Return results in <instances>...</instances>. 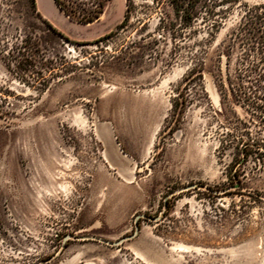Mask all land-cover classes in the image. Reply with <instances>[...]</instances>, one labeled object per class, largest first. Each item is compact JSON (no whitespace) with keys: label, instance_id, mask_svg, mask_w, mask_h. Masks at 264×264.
Wrapping results in <instances>:
<instances>
[{"label":"rangeland","instance_id":"rangeland-1","mask_svg":"<svg viewBox=\"0 0 264 264\" xmlns=\"http://www.w3.org/2000/svg\"><path fill=\"white\" fill-rule=\"evenodd\" d=\"M35 1L83 44L0 0V264H264V0Z\"/></svg>","mask_w":264,"mask_h":264},{"label":"trees","instance_id":"trees-1","mask_svg":"<svg viewBox=\"0 0 264 264\" xmlns=\"http://www.w3.org/2000/svg\"><path fill=\"white\" fill-rule=\"evenodd\" d=\"M27 1L30 7L32 8L33 12L37 16V18L45 26L46 31L50 35L56 37L58 40H63L75 45L83 44L82 42L70 40L61 31H59L56 27H54L47 19H45L37 10L35 0H27ZM53 1L57 6V8L70 20H73L80 24H88L97 21L99 19V17L103 13L105 5L109 0H88L87 2L80 0H53ZM170 5H171V10L173 12V16L176 20H178V24L181 27V29L183 30L189 29L192 25L194 18L196 17L195 7L197 5V0H170ZM126 19H127V14L124 12L123 19L119 24H117L116 28L119 29L121 25L126 21ZM113 33L114 31H109L108 33L94 40V42L97 43L98 41L107 39ZM24 43H27L26 40H24ZM24 47L27 46L25 45ZM29 49L30 48H28V50ZM28 50L27 51L25 50L26 51L25 55L27 57L34 54V52H31L32 54H30ZM46 69L49 70L50 68L48 66H45L44 68L43 66V70ZM237 149L240 152L241 158L245 159L249 153L248 150L251 149H254L264 154V143L260 140L242 141L240 143L239 148Z\"/></svg>","mask_w":264,"mask_h":264},{"label":"crops","instance_id":"crops-1","mask_svg":"<svg viewBox=\"0 0 264 264\" xmlns=\"http://www.w3.org/2000/svg\"><path fill=\"white\" fill-rule=\"evenodd\" d=\"M109 1H112V0H109ZM108 1V2H109ZM51 4H52V8L55 12L54 16L55 18L59 21V22H63V23H66V24H70V23H75V21L73 20H70L67 16H65L58 8L57 6L55 5L54 1L53 0H50ZM107 2V4H108ZM107 4L105 5V8L103 10V13L101 14V16L99 17V19L97 21H94L92 23H88V24H82V26H84L86 29L90 28L92 25L98 23L101 21L102 17L105 15V12H106V7H107ZM38 10V9H37ZM124 11H125V4H124V0H119V12H118V15H117V18L113 21V23L107 27L105 30H102L101 32H98L94 35H91L89 37H85L84 40H92L94 38H97L101 35H103L104 33H107L108 31H110L117 23H119L121 21V19L123 18V14H124ZM40 13V12H39ZM41 14V13H40ZM47 19V18H45ZM48 20V19H47ZM50 22V21H49ZM51 23V22H50ZM52 24V23H51ZM53 25V24H52ZM54 26V25H53Z\"/></svg>","mask_w":264,"mask_h":264},{"label":"flooded vegetation","instance_id":"flooded-vegetation-1","mask_svg":"<svg viewBox=\"0 0 264 264\" xmlns=\"http://www.w3.org/2000/svg\"><path fill=\"white\" fill-rule=\"evenodd\" d=\"M246 12L249 13L248 16H250V8L249 7H247ZM259 19H260V17H259Z\"/></svg>","mask_w":264,"mask_h":264},{"label":"water","instance_id":"water-1","mask_svg":"<svg viewBox=\"0 0 264 264\" xmlns=\"http://www.w3.org/2000/svg\"><path fill=\"white\" fill-rule=\"evenodd\" d=\"M112 244H114V243H112ZM115 244H117V242Z\"/></svg>","mask_w":264,"mask_h":264}]
</instances>
